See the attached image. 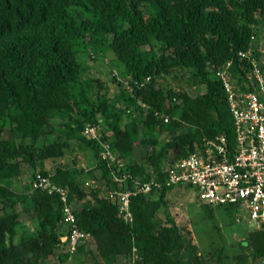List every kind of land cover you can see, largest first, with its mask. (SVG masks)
<instances>
[{
  "label": "trees",
  "instance_id": "trees-1",
  "mask_svg": "<svg viewBox=\"0 0 264 264\" xmlns=\"http://www.w3.org/2000/svg\"><path fill=\"white\" fill-rule=\"evenodd\" d=\"M262 31L264 0H0V264H45L59 246L64 263L88 250L102 264L131 256L133 264H209L168 211L167 195L176 188L164 184L133 196L134 221L128 223L118 216V201L86 181L119 187L102 157L106 143L125 162L121 172L144 179L154 172L162 181L166 163L187 156L204 137L223 133L234 146V119L215 70L233 60L230 69L243 81L253 65L238 52L250 49L261 60ZM111 51L112 80L119 86L112 98L88 75L91 62ZM178 71L191 74L204 93L168 86ZM89 124L99 127V138L85 134ZM75 141L93 166L77 167L75 158L72 165L61 162ZM138 142L140 158L134 156ZM47 160L55 163L53 173L44 167ZM24 164L40 166L69 189L77 223L92 235L76 252L61 245L67 225L60 194L14 187ZM18 205L37 227L16 242ZM241 245L252 246L254 258L263 256L264 229ZM212 264L226 260L220 255Z\"/></svg>",
  "mask_w": 264,
  "mask_h": 264
},
{
  "label": "built area",
  "instance_id": "built-area-1",
  "mask_svg": "<svg viewBox=\"0 0 264 264\" xmlns=\"http://www.w3.org/2000/svg\"><path fill=\"white\" fill-rule=\"evenodd\" d=\"M241 59L248 58L252 67L246 73V80L239 82L231 71L233 60L223 64L217 71L222 80L230 111L234 117L236 140L231 147L225 134L215 139L203 138L202 144L195 142L191 152L182 158L166 163L165 179L152 172L148 179L134 177L128 172H121L125 162L112 154L109 145L102 157L108 162L112 182L119 187L107 186L104 179H90L87 186L101 187L105 197L118 201V216L125 222L132 223L134 214L131 208L133 196L149 194L160 190L164 184L170 188L194 186L203 202L211 205L234 204L248 217L250 223L264 227V69L252 50H240ZM169 118L166 117L165 121ZM85 134L89 138H99L97 125H87ZM132 181L131 186L121 188ZM34 187L60 194L63 204V222L67 233L61 238L70 252H76L78 246L87 242L91 234L77 224L76 208L69 202V189L53 183L50 177L37 174Z\"/></svg>",
  "mask_w": 264,
  "mask_h": 264
},
{
  "label": "rangeland",
  "instance_id": "rangeland-1",
  "mask_svg": "<svg viewBox=\"0 0 264 264\" xmlns=\"http://www.w3.org/2000/svg\"><path fill=\"white\" fill-rule=\"evenodd\" d=\"M258 45L260 59L264 62V31L261 33ZM114 58L115 54L112 51L108 52L107 56L104 55L102 58L91 62L92 66L88 72V75L97 77L102 81L104 85L103 92H107L111 98L119 92L118 84L112 80L111 67L109 66ZM178 74L177 81L173 80L172 77L167 78L168 86H171L176 91H187L192 96L204 93V87L197 88L195 86L196 83H194L192 76L190 77L191 74H185L180 71H178ZM61 121L63 120L60 118L54 119V123H60ZM138 144L139 142L136 144L137 147L135 146L137 151L135 150L134 156L136 158L142 156V151L139 152L138 150V148L142 147ZM73 146V150L62 159L61 162L63 164L67 162L72 165L75 158L77 167H90L94 165L89 162V159L91 160L90 153L87 154L85 150H82L77 141L74 142ZM145 150L147 151V149ZM149 151H152V147L148 149ZM171 156H173L172 152L169 154V157ZM39 167L35 169L28 164L23 165V174L13 182L17 191H23L27 187L31 189L32 174L36 170L39 171ZM44 167L53 173L55 163L52 160H47ZM182 188L183 186L177 187L168 193V211L179 224L184 236L191 239L194 244H197L199 251L205 254V258L209 264L217 262L220 255H222L224 261L226 260V264H264V255L254 258L252 246L243 248L241 245L249 234L257 231V229L249 225L246 214L238 206L230 204L208 205L200 200L194 186ZM90 198L93 200L92 197L87 199ZM17 210L21 213V216L17 233L14 237L16 242L22 236H27L34 232L37 227L35 219L31 218L29 214L22 212L20 205H18ZM158 218L161 223L166 222V214L164 212L160 211ZM88 248L96 251L92 243ZM87 251L81 252L73 259L64 263L59 259V254L63 252L62 247L59 246L56 252L45 260V264H102L100 257L97 258L98 261H94ZM135 259L136 257L133 256L129 258L121 257L115 264H124L126 261L133 264Z\"/></svg>",
  "mask_w": 264,
  "mask_h": 264
},
{
  "label": "clouds",
  "instance_id": "clouds-1",
  "mask_svg": "<svg viewBox=\"0 0 264 264\" xmlns=\"http://www.w3.org/2000/svg\"><path fill=\"white\" fill-rule=\"evenodd\" d=\"M260 62H261V60H259ZM263 62V61H262ZM226 63V62H225ZM264 63V62H263ZM262 65V64H261ZM262 67H263V69H264V66L262 65ZM220 68V67H219ZM218 68V69H219ZM218 69H216L215 70V74L217 75V71H218ZM218 76V75H217ZM241 78V77H240ZM247 78H246V76L245 77H243V81H245ZM243 81H241L240 79H239V82L242 84V82ZM234 132H235V130H234ZM223 134V133H222ZM219 135H221V134H219ZM218 136V135H217ZM227 137V136H226ZM216 138V137H215ZM228 138V137H227ZM235 140H236V134H235ZM230 143V142H229ZM42 174L41 172H39V171H36V173L34 174L33 173V175H32V181H31V189L30 190H44V189H42V188H36V187H34V178L37 176V174ZM42 175H44V174H42ZM45 176H48V177H50V179H51V181L53 182V180H52V174H49V175H45ZM88 180H90V179H88ZM54 183V182H53ZM44 191H46V192H48L49 193V191H47V190H44ZM207 204V203H206ZM208 205H211V204H208ZM230 205H234V204H230ZM237 206V205H236ZM75 213H76V211H75ZM77 217V216H76ZM246 217H247V215H246ZM247 219V221L249 222V225L252 227V228H254V229H257V230H262V229H264V227L263 228H257V227H255V226H253L251 223H250V221H249V219H248V217L246 218ZM78 224V223H77ZM79 226V225H78ZM68 230V229H67ZM85 231V230H84ZM87 232V231H86ZM67 233V232H66ZM66 233L64 234V235H62L61 237H60V240H61V238L63 237V236H65L66 235ZM90 233V232H89ZM91 234V233H90ZM92 237V236H91ZM91 239V238H90ZM61 245L62 246H64L65 248H67V246H66V242H63L62 240H61Z\"/></svg>",
  "mask_w": 264,
  "mask_h": 264
}]
</instances>
